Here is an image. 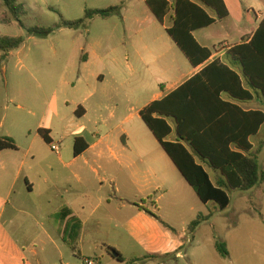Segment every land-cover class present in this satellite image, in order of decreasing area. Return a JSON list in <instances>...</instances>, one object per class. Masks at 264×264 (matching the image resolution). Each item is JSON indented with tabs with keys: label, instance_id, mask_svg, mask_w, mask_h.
Listing matches in <instances>:
<instances>
[{
	"label": "rangeland",
	"instance_id": "374dc122",
	"mask_svg": "<svg viewBox=\"0 0 264 264\" xmlns=\"http://www.w3.org/2000/svg\"><path fill=\"white\" fill-rule=\"evenodd\" d=\"M18 2L24 5L26 11L25 15L21 16L24 27L13 20L9 24L1 20L5 14H9L0 0V37L24 38L22 46L10 52L0 67V124L5 118L8 117L9 120L11 116L18 113L16 108L18 105L40 116L46 109V103L54 98V95L61 99L60 108L65 110L68 117L69 115L73 117L74 97L81 93L79 87L73 89L68 82L69 59L77 47L78 62L81 63L88 49L86 44L88 33L91 35L96 32L105 33V45L110 52L116 50L119 61L122 64L129 61L127 64H130L129 69H125L123 73L124 79L130 75L129 84L119 85L117 89H114L113 85L106 84L105 87L96 88V91L113 93L120 98V94L128 93L130 97L141 96L146 102L156 91H160L161 84L169 82V73H162L156 64L159 53L155 52L154 48L138 51L139 46L134 35L141 29L157 30L156 37L153 35L147 40L148 44L152 45L160 33H165L164 36L171 39L164 32V27L172 26V20L169 16L162 25L151 12H148L143 0H18ZM227 2L231 8V17L195 34L196 38L208 44L212 51L220 50L224 43L230 46L236 45L244 36L251 35L255 26L261 22L257 15L264 18V0H227ZM114 6L122 7L118 15L110 19L95 18L86 28L57 29L47 38L29 36L27 32V29L32 27L54 28L61 24L62 19L81 20L87 10L107 9ZM81 47L86 51H79ZM1 55L0 52V58ZM224 62L233 63L229 56L225 57ZM180 74L185 73L180 72ZM143 85L146 89H139ZM239 103L243 108L264 111V99ZM126 104L131 106L130 102ZM122 109L124 108L120 107L119 111H115L113 120L110 114L114 110L111 107L105 109L104 118L111 119L110 129L107 132L100 131L95 134L98 137L107 135L109 140L120 147L125 144L131 147L122 160L126 164L127 157L136 160L134 164L138 169L135 168L136 180L139 178L144 183H156V185H160L161 181L166 182V187H162L156 199L153 200L157 202L163 220L170 227L166 230L176 238H181L179 240L181 253L167 256L148 253L145 245L127 238L122 226V215L118 211L116 223H112L109 229L104 227L103 234L98 235L100 241L97 245L88 244L82 249L81 254L68 249L66 260L62 264H83L85 260H92L99 264H264V180L250 191L228 190L231 203L225 210H221L215 202L204 204L177 168L175 175H165L163 171H160L157 179L146 173L148 165L160 167L158 162L151 163L152 159L158 158L160 153H164L166 157L168 155L142 119L139 116L126 119L128 113ZM39 121L38 117L33 122V128L39 124ZM4 125L7 127L8 122L5 121ZM72 132L71 126L55 127L54 145H59L60 149L64 150L65 160L66 156L68 154L71 156L73 151L76 137ZM139 142L144 145V149L137 148ZM251 142L254 146L251 154L259 158L264 171V126L259 136L253 137ZM41 145L42 149H46L44 144ZM50 153L53 152L50 150ZM136 153H141L144 163H139L141 158H138ZM49 155L56 160L55 154ZM83 158L82 163L87 167L88 173L95 170L101 175L104 174L105 170L94 162L91 155ZM208 170L215 182L217 174L211 168ZM127 172L128 169H125L123 173L119 171L118 174L120 188H126V192L120 193V198L140 205L148 204L147 195L142 196L138 193V188L130 184L131 175ZM89 195L92 198L89 197L88 201L94 203L95 193L92 192ZM117 205L120 209V204L117 203ZM112 209V213L115 214L116 208L113 206ZM106 213H108L106 210H101L99 215L103 216ZM200 215L209 216V219L202 222L192 237L188 227ZM216 242L226 244L229 251L227 258L220 256L216 249ZM108 246H113L123 255L122 263L107 255L105 249ZM152 255H157L158 259L151 258ZM70 257L72 259L69 260Z\"/></svg>",
	"mask_w": 264,
	"mask_h": 264
},
{
	"label": "crops",
	"instance_id": "0c3cea01",
	"mask_svg": "<svg viewBox=\"0 0 264 264\" xmlns=\"http://www.w3.org/2000/svg\"><path fill=\"white\" fill-rule=\"evenodd\" d=\"M143 2L147 6L146 0ZM224 2L231 17V8L227 0ZM148 10L151 12L149 8ZM257 17L260 21L264 19L261 15ZM167 18L169 16L165 21ZM218 22L220 21L216 24ZM258 26L259 24L255 26L251 35L244 36L241 40L250 39ZM167 28L169 27H164L166 33ZM209 28L195 32L194 37L196 38V33ZM157 32L141 29L134 35L139 46L138 51L154 48L155 52L159 53L156 61L158 68L164 74L169 73V82L161 84L160 91H156L146 102L141 96L130 97L127 93L120 94V98L113 93L95 90L98 87H105L106 84L113 85L114 89L119 85L129 84L130 75L124 79L123 73L125 69H129L130 64H127L129 61L122 64L116 50L110 52L105 45V33L96 32L93 35L88 33L87 51L83 47L79 49L86 51L81 63L78 62L77 47L69 59L68 82L73 89L79 87L81 93L74 97L73 117L70 115L68 117L65 110L60 108L61 99L54 95V98L46 103V109L40 116L18 105L16 107L18 113L9 120L8 117L5 118L0 124L2 127L0 137L13 139L17 146V150L0 152V264H62L66 260L68 249L81 254L82 249L88 244L97 245L100 241L98 235L103 234L104 227L109 229L112 223H116L118 211L121 212L122 226L127 238L145 245L148 253L180 255L181 238H176L168 232L154 217L165 222L160 214L161 209L153 199H156L162 187H166V182L161 181L160 185H156L144 183L139 178L136 180L137 172L134 166L136 160L127 157V164L122 160L131 147L128 144L120 147L109 140L107 135L98 137L95 134L110 129L111 119L104 118L105 109L111 107L114 110L110 114L112 120L115 111H119L120 107L128 113L126 119L140 117L143 108L153 101L162 99L201 70V67L194 68L189 63L172 38L164 36L165 33L158 34L153 45L148 44V38L153 35L156 37ZM196 40L203 47L209 48L208 44L197 38ZM233 46L222 44L220 50L212 52L210 61L220 59L224 62L228 50ZM112 53L114 55H111ZM229 65L241 74L240 67L233 63ZM173 69L175 70L172 71ZM180 72L185 74L182 75ZM139 89L145 90L146 86L143 85ZM224 99L244 110H261L243 108L239 101L236 102L228 95H224ZM128 102L131 106L126 104ZM77 110L79 115H76ZM38 117L39 124L33 128V122ZM5 121L8 122L7 127L4 125ZM60 125L66 128L73 127L72 134L83 139L88 145L81 155L75 156L73 147L71 156L68 154L66 160L63 158L64 150L60 149L59 145H54L55 127ZM40 129L49 131L51 144L44 141L39 134ZM175 137L176 134L172 135L171 139ZM41 144H44L46 149H42ZM137 144V148H145L141 142ZM53 146L59 148L58 152L52 151ZM50 150L53 153H50ZM49 154H55L56 160ZM87 155H91L94 162L105 170L103 175L95 170L87 172V167L82 163L83 157ZM136 156L141 158L139 163H144L141 153H136ZM156 162L160 167L148 165L146 173L149 176L157 179L160 171L165 175L176 174V166L164 153L152 159L151 163ZM125 169H128L127 173L131 175L130 184L136 186L142 196L147 195L148 204L140 205L120 198V193L126 192V188H120L118 174L119 171L123 173ZM92 192L95 193L94 203L88 201ZM117 203L120 204V209ZM113 206L116 208L115 214L112 213ZM101 210L108 213L99 215ZM105 250L109 257L119 262L111 254L112 250L116 251L113 246H108ZM119 254L121 255L119 263H122L124 257Z\"/></svg>",
	"mask_w": 264,
	"mask_h": 264
},
{
	"label": "trees",
	"instance_id": "16d2710c",
	"mask_svg": "<svg viewBox=\"0 0 264 264\" xmlns=\"http://www.w3.org/2000/svg\"><path fill=\"white\" fill-rule=\"evenodd\" d=\"M2 2L9 15L5 14L1 20L6 24L13 20L24 27L21 21L26 13L24 5L18 0ZM146 4L162 25L166 17H171L168 35L189 63L201 70L162 99L143 108L140 117L200 201L215 202L225 210L231 203L228 190L250 191L264 180L259 158L251 154L254 149L251 139L264 126V111L244 110L224 99V95L239 102L264 99V19L250 39L241 40L227 52L240 67V74L220 59L210 61L213 51L199 44L193 35L230 16L224 0H146ZM121 10V6L87 10L81 20L62 19L54 28L32 27L27 32L29 36L47 38L57 29L86 28L91 20L110 19ZM23 43L22 37H0V67L10 52ZM39 134L47 144L52 143L48 130L40 129ZM174 134L176 137L171 139ZM87 148L83 139H75V156ZM4 150H17L13 139L0 137V152ZM208 168L217 174L215 182ZM207 219L209 216L200 215L189 225V234L194 237L196 229ZM216 249L221 257L229 256L225 243L216 242ZM151 258L158 259V256ZM117 260L121 262V255Z\"/></svg>",
	"mask_w": 264,
	"mask_h": 264
},
{
	"label": "built area",
	"instance_id": "2783aa9c",
	"mask_svg": "<svg viewBox=\"0 0 264 264\" xmlns=\"http://www.w3.org/2000/svg\"><path fill=\"white\" fill-rule=\"evenodd\" d=\"M52 149L54 151H58L59 150V148L57 146H53ZM84 264H99V262H95V261H92V260H85Z\"/></svg>",
	"mask_w": 264,
	"mask_h": 264
},
{
	"label": "water",
	"instance_id": "95a60500",
	"mask_svg": "<svg viewBox=\"0 0 264 264\" xmlns=\"http://www.w3.org/2000/svg\"><path fill=\"white\" fill-rule=\"evenodd\" d=\"M111 254H112V256H113L114 258H116V259H118L119 256H120V254H119L118 252H116V251H112Z\"/></svg>",
	"mask_w": 264,
	"mask_h": 264
}]
</instances>
